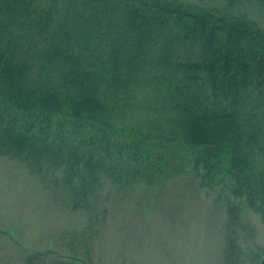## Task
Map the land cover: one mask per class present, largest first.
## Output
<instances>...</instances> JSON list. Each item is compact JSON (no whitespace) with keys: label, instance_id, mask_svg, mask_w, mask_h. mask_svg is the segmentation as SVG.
I'll list each match as a JSON object with an SVG mask.
<instances>
[{"label":"trees","instance_id":"16d2710c","mask_svg":"<svg viewBox=\"0 0 264 264\" xmlns=\"http://www.w3.org/2000/svg\"><path fill=\"white\" fill-rule=\"evenodd\" d=\"M238 2L0 0V156L85 218L66 255L14 244L0 264H93L107 187L186 175L218 194L231 264L241 213L264 223V28Z\"/></svg>","mask_w":264,"mask_h":264},{"label":"rangeland","instance_id":"374dc122","mask_svg":"<svg viewBox=\"0 0 264 264\" xmlns=\"http://www.w3.org/2000/svg\"><path fill=\"white\" fill-rule=\"evenodd\" d=\"M182 1L225 8V0ZM230 11L264 28V7L258 1L239 0ZM104 195L108 212L93 243V264H223L225 211L215 202L218 194L201 189L194 175L152 187L134 186L126 193L107 187ZM240 216L239 252L231 264H255L254 257L264 249V223L250 212ZM84 221L80 211L54 204L22 162L0 156V252H9L8 246L15 244L25 253L50 249L66 255L62 231L78 230ZM245 222L250 232L241 231Z\"/></svg>","mask_w":264,"mask_h":264},{"label":"water","instance_id":"95a60500","mask_svg":"<svg viewBox=\"0 0 264 264\" xmlns=\"http://www.w3.org/2000/svg\"><path fill=\"white\" fill-rule=\"evenodd\" d=\"M257 264H264V253L262 254L259 262Z\"/></svg>","mask_w":264,"mask_h":264}]
</instances>
